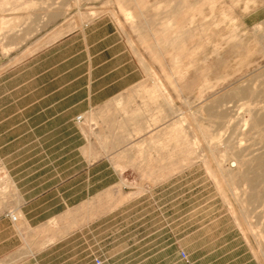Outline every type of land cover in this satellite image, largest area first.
<instances>
[{"label":"rangeland","instance_id":"rangeland-1","mask_svg":"<svg viewBox=\"0 0 264 264\" xmlns=\"http://www.w3.org/2000/svg\"><path fill=\"white\" fill-rule=\"evenodd\" d=\"M101 16L144 72L94 124L126 170L0 264H264V0H0L41 42Z\"/></svg>","mask_w":264,"mask_h":264},{"label":"crops","instance_id":"crops-1","mask_svg":"<svg viewBox=\"0 0 264 264\" xmlns=\"http://www.w3.org/2000/svg\"><path fill=\"white\" fill-rule=\"evenodd\" d=\"M22 26L0 25V261L54 208L82 205L120 181L126 169L101 153L94 124L144 78L110 18L48 42Z\"/></svg>","mask_w":264,"mask_h":264},{"label":"built area","instance_id":"built-area-1","mask_svg":"<svg viewBox=\"0 0 264 264\" xmlns=\"http://www.w3.org/2000/svg\"><path fill=\"white\" fill-rule=\"evenodd\" d=\"M77 120H81V116H78L77 117ZM9 216H10V218L13 221H15L17 219V216L15 214H13V213H10ZM180 255H181L182 258H185L187 254H186V252L184 250H181L180 251ZM92 261H93L94 264H102V260L98 256L93 257V260Z\"/></svg>","mask_w":264,"mask_h":264},{"label":"bare ground","instance_id":"bare-ground-1","mask_svg":"<svg viewBox=\"0 0 264 264\" xmlns=\"http://www.w3.org/2000/svg\"><path fill=\"white\" fill-rule=\"evenodd\" d=\"M260 161V160H259ZM261 164V163H260ZM260 164H258L259 166H260ZM262 166H264V165H262Z\"/></svg>","mask_w":264,"mask_h":264}]
</instances>
